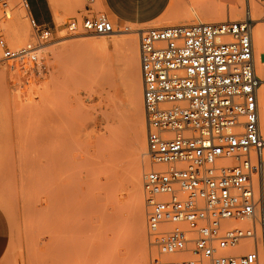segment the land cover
Wrapping results in <instances>:
<instances>
[{
    "label": "rangeland",
    "instance_id": "obj_1",
    "mask_svg": "<svg viewBox=\"0 0 264 264\" xmlns=\"http://www.w3.org/2000/svg\"><path fill=\"white\" fill-rule=\"evenodd\" d=\"M49 2L56 30L39 47L38 71L0 63V214L10 241L0 264H150L156 249L143 182L138 214L128 180L133 165L140 163L142 174L152 167L147 148L140 150L146 122L143 102L141 124L129 90L130 55L95 42L115 37L67 32L73 19L105 13L113 22L104 0ZM22 4L12 0L0 17V35L13 50L37 44ZM197 6L201 11L190 13ZM249 9L261 11L264 26V0H171L148 27L114 25L116 39L138 34L139 48L141 30L241 21Z\"/></svg>",
    "mask_w": 264,
    "mask_h": 264
},
{
    "label": "built area",
    "instance_id": "obj_2",
    "mask_svg": "<svg viewBox=\"0 0 264 264\" xmlns=\"http://www.w3.org/2000/svg\"><path fill=\"white\" fill-rule=\"evenodd\" d=\"M10 1L0 0V17ZM250 14L140 33L152 166L142 182L147 233L156 249L150 264H264L261 79ZM30 25L36 45L13 50L0 35V63L38 71L39 47L54 31L31 17ZM80 31L108 36L115 28L103 13L68 22L69 34Z\"/></svg>",
    "mask_w": 264,
    "mask_h": 264
},
{
    "label": "bare ground",
    "instance_id": "obj_3",
    "mask_svg": "<svg viewBox=\"0 0 264 264\" xmlns=\"http://www.w3.org/2000/svg\"><path fill=\"white\" fill-rule=\"evenodd\" d=\"M12 1V0H11ZM10 1V2H11ZM22 3V2H21ZM23 8L25 9L27 13V17L30 22V15L28 12V9L25 6L24 0H23ZM199 7L198 9L192 8L190 13H197L196 10L201 11L202 7ZM238 8H234L233 13L237 14L238 13ZM251 15V14H250ZM253 18L257 21V25L253 28V44H254V52H255V64H256V69L258 76L261 79V84L259 86V91H258V98L260 100V120H261V132L264 137V26L261 22L262 20V13L259 10H254L252 11L251 18ZM252 18V19H253ZM253 19V20H254ZM254 20V21H255ZM148 29V28H147ZM145 30V29H144ZM143 30H141L142 32ZM119 32L121 31H116L115 33L109 35L110 37H115L111 38L110 43H106L104 41H95L97 45H100V47H104L105 49H109L112 47L114 50L119 49L120 51L122 49H125L128 54L130 55V60L129 66H128V71H129V90L131 93V96L133 97V100L135 102V105L137 106V111H138V119L140 123L142 124L143 120V110H142V102H143V95H142V79H141V73L136 67L137 64V59L139 57V48H138V40L137 36L138 34H135L133 37H127L126 39L119 40L116 39ZM25 35H22V39H24ZM129 36V35H128ZM125 38V37H124ZM109 42V41H108ZM99 47V48H100ZM100 48V49H101ZM143 138V137H142ZM141 138V139H142ZM140 141V140H139ZM147 148L146 140L142 139V142H140V150L144 151ZM132 167V166H131ZM130 177L128 178L129 182L132 185L133 188V202H134V207L136 208L138 214L142 210V198H141V186H142V167L140 163L133 165V167L130 169ZM137 217V216H136Z\"/></svg>",
    "mask_w": 264,
    "mask_h": 264
},
{
    "label": "crops",
    "instance_id": "obj_4",
    "mask_svg": "<svg viewBox=\"0 0 264 264\" xmlns=\"http://www.w3.org/2000/svg\"><path fill=\"white\" fill-rule=\"evenodd\" d=\"M26 2L32 19L53 31L56 30L55 15L49 0H26ZM104 2L112 14L114 25L117 26L118 23L148 27L165 13L171 0H104ZM13 34L16 39L22 40V35L17 34L15 29ZM9 245L6 224L0 214V260L8 253ZM12 258L15 263L22 261L21 255L16 252L12 254Z\"/></svg>",
    "mask_w": 264,
    "mask_h": 264
}]
</instances>
